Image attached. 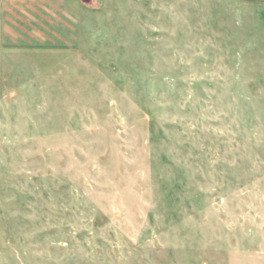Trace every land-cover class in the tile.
<instances>
[{
	"label": "rangeland",
	"instance_id": "374dc122",
	"mask_svg": "<svg viewBox=\"0 0 264 264\" xmlns=\"http://www.w3.org/2000/svg\"><path fill=\"white\" fill-rule=\"evenodd\" d=\"M0 264H264V0H0Z\"/></svg>",
	"mask_w": 264,
	"mask_h": 264
}]
</instances>
